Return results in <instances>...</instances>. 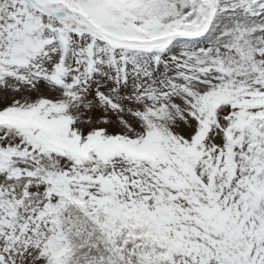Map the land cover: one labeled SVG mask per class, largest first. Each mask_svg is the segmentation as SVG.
Segmentation results:
<instances>
[{
	"label": "snow or ice",
	"instance_id": "obj_1",
	"mask_svg": "<svg viewBox=\"0 0 264 264\" xmlns=\"http://www.w3.org/2000/svg\"><path fill=\"white\" fill-rule=\"evenodd\" d=\"M0 264H264V0H0Z\"/></svg>",
	"mask_w": 264,
	"mask_h": 264
}]
</instances>
